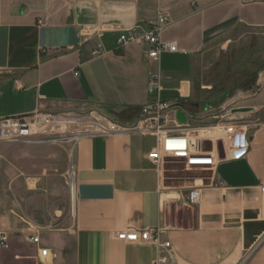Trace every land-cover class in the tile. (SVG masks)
I'll return each instance as SVG.
<instances>
[{
  "label": "crops",
  "instance_id": "crops-1",
  "mask_svg": "<svg viewBox=\"0 0 264 264\" xmlns=\"http://www.w3.org/2000/svg\"><path fill=\"white\" fill-rule=\"evenodd\" d=\"M161 13L171 20L162 38L178 53L149 64L144 46L118 47L120 32ZM230 43L241 44L232 54V78L241 81L227 90L222 78L215 94L199 83V63ZM155 71L160 98L180 103L188 124L240 99L232 103L250 111L234 117L255 120L246 155L198 170L204 177L188 184L167 160L159 168L148 159L153 135H84L69 157L72 204L60 150L0 143V233L8 245L0 264H152L156 246L116 238L149 228L161 230L174 264H264V0H0V119L94 110L129 124ZM45 152L59 157L56 171L51 158L35 160ZM33 236L36 245L27 241Z\"/></svg>",
  "mask_w": 264,
  "mask_h": 264
},
{
  "label": "built area",
  "instance_id": "built-area-1",
  "mask_svg": "<svg viewBox=\"0 0 264 264\" xmlns=\"http://www.w3.org/2000/svg\"><path fill=\"white\" fill-rule=\"evenodd\" d=\"M170 24L171 20L168 14H158L155 19L148 21L143 29L136 26L120 32L117 40L118 47L123 48L131 44L144 46V60L149 64H156L163 54L179 52L174 42L165 41L162 38L163 33ZM101 54V52H97L98 56ZM74 75L77 76L78 73L76 72ZM162 90L161 73L159 71L151 72L148 75L146 87L148 99L140 106L131 123L125 124L104 115L101 118L105 125H98V132L85 133L71 138L67 136L68 134L60 135L58 132L62 128L83 123L74 111L54 113L34 110L30 114L1 118L0 143H23L28 146H42L62 141H75L77 143L84 135L107 136L125 133L153 135L157 138L158 144L148 154V159L159 168L165 160L179 161L183 163L186 170L213 171L219 162H232L246 155L249 150L252 127L250 125L239 127L230 123L234 117L232 110L235 108L228 107L222 116L217 115L214 110H209L201 118L202 124L200 127L188 129V123L180 125L175 120V113L182 111L181 104L161 99L159 94ZM185 116L186 119H190V116L186 114ZM171 124L173 127L169 128ZM199 130L202 131L201 135ZM205 142L210 143V151L204 150L203 144ZM218 142H221L222 145V158L219 157ZM67 174L68 193L69 197L73 195V200L70 199L73 204L75 185L72 166H69ZM70 180H72L73 186ZM260 191L264 195V187H261ZM199 196L200 188L191 189L188 193L190 204H198ZM160 235V229L149 228L122 231L116 234V238L131 243L152 244L158 250L157 257L152 264H174L170 243L161 242ZM27 241L36 245L39 239L37 236H33L28 238ZM7 247V237L4 233H0V248L6 249ZM46 254V249L40 250V256L45 257Z\"/></svg>",
  "mask_w": 264,
  "mask_h": 264
},
{
  "label": "rangeland",
  "instance_id": "rangeland-1",
  "mask_svg": "<svg viewBox=\"0 0 264 264\" xmlns=\"http://www.w3.org/2000/svg\"><path fill=\"white\" fill-rule=\"evenodd\" d=\"M241 48L240 43H230L227 44L223 50H220L219 48H214L208 51V53L204 56L202 63H199V69L200 71L198 72V78H199V83L204 87L207 88V90H214L215 94L216 91L215 87L219 81H221L222 78L227 80V85L226 88L227 90H230L234 87H236L241 80H234L233 77V72L236 70V65L235 62L233 61V55L235 54L237 50ZM240 98V97H239ZM233 100H240V99H235L233 98H228V100H225L222 105L226 106L224 109H221L219 106H216L213 108V110L217 113V115H224V111L228 109V107H233V108H239L242 107L240 106L238 102H233ZM223 110V111H222ZM76 116L81 118V122H83L81 125H75V126H69L66 128H62L60 132H58L60 135L68 134L69 138L72 136L76 135H81L85 133H93V132H98V125L99 126H104L105 123L102 120V116L106 115L102 112L99 111H74ZM226 121V120H223ZM254 118L252 115H244V117H234L230 121V123L243 127L245 125H252L254 123ZM200 123H189L188 129H194L200 127ZM57 133V134H58ZM13 146H16L20 149H27V148H56L60 150L61 153V158L62 164H64V173L62 176V184L64 188V192L68 195V200H70L69 197V191H68V169H69V157L72 153V150L76 144L75 141H62L58 142L56 144H49V145H42V146H28L23 143H9ZM20 155V152H19ZM35 160L38 161H45L48 158H51L53 160V167L55 171L58 169V156L53 155L52 153H38L34 155ZM43 164V163H42ZM167 165L168 167L172 170L171 174L177 178L180 181H186L188 184H195L197 183L201 178L204 177L205 172L203 171H198V170H186L182 162H178L175 160H167ZM70 203V202H69ZM68 203V204H69ZM70 207V204H69Z\"/></svg>",
  "mask_w": 264,
  "mask_h": 264
},
{
  "label": "water",
  "instance_id": "water-1",
  "mask_svg": "<svg viewBox=\"0 0 264 264\" xmlns=\"http://www.w3.org/2000/svg\"><path fill=\"white\" fill-rule=\"evenodd\" d=\"M198 106V105H196ZM250 110L247 108H235L232 110V114H240V113H247ZM175 120L177 123H179L180 125H186L187 124V119L185 114L182 111H177L175 113ZM203 148L205 151H210L211 150V145L208 142H205L203 144ZM217 148H218V152H219V157L222 158L223 157V152H222V145L221 142H218L217 144Z\"/></svg>",
  "mask_w": 264,
  "mask_h": 264
},
{
  "label": "trees",
  "instance_id": "trees-1",
  "mask_svg": "<svg viewBox=\"0 0 264 264\" xmlns=\"http://www.w3.org/2000/svg\"><path fill=\"white\" fill-rule=\"evenodd\" d=\"M231 92L230 93H228L227 95H225V96H221V99H226V98H228V97H230L231 96Z\"/></svg>",
  "mask_w": 264,
  "mask_h": 264
},
{
  "label": "bare ground",
  "instance_id": "bare-ground-1",
  "mask_svg": "<svg viewBox=\"0 0 264 264\" xmlns=\"http://www.w3.org/2000/svg\"><path fill=\"white\" fill-rule=\"evenodd\" d=\"M199 133H200V135L202 134V131L201 130H199ZM71 181V185L73 186V182H72V180H70ZM70 199H71V201L73 200V195L72 196H70Z\"/></svg>",
  "mask_w": 264,
  "mask_h": 264
}]
</instances>
